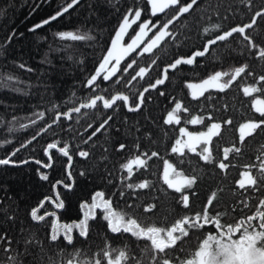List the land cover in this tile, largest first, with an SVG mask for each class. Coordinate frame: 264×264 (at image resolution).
<instances>
[{"label":"trees","instance_id":"obj_1","mask_svg":"<svg viewBox=\"0 0 264 264\" xmlns=\"http://www.w3.org/2000/svg\"><path fill=\"white\" fill-rule=\"evenodd\" d=\"M67 2L0 0V158L15 161L0 165V264H187L208 234L263 223L264 0L168 4L162 33L107 80L96 68L147 0H80L29 31ZM182 126L213 127L206 155L174 146Z\"/></svg>","mask_w":264,"mask_h":264},{"label":"rangeland","instance_id":"obj_2","mask_svg":"<svg viewBox=\"0 0 264 264\" xmlns=\"http://www.w3.org/2000/svg\"><path fill=\"white\" fill-rule=\"evenodd\" d=\"M123 26L124 23H121L120 29ZM116 33L118 38H116L112 47H116L119 43L120 36L118 34L121 32L116 31ZM131 41L129 42L130 46H132ZM227 78V74L218 72L209 81L223 84L226 83ZM247 130L248 125L244 124L241 132ZM212 132V126L205 130H188L186 126H182L174 146L177 149L187 148L206 155L208 140ZM161 176L166 184L178 190H183L190 182L188 176L175 171L168 161L163 164ZM253 226L251 228L243 226L237 233L208 234L187 264H264V222L258 226Z\"/></svg>","mask_w":264,"mask_h":264},{"label":"flooded vegetation","instance_id":"obj_3","mask_svg":"<svg viewBox=\"0 0 264 264\" xmlns=\"http://www.w3.org/2000/svg\"><path fill=\"white\" fill-rule=\"evenodd\" d=\"M183 0H161L163 5V9L160 8V4L157 7H153V11L151 12L149 8V12L151 16L147 18L134 16L133 20L127 25V29L125 33L120 37L119 43L116 47H111L109 51V55L107 58L99 65V73L102 75L101 77L104 79L113 78L119 73V70L124 66L126 62L130 59L131 53H136L144 50L148 44V41L157 39L156 35L162 33V28L159 23L160 21H154L155 16H159L165 11V7L168 4L172 5V7L180 8L182 4L180 3ZM149 7V5H148ZM158 32V33H157ZM133 40V41H131ZM132 42V46L129 45V42ZM130 61L128 64H131ZM119 78V77H116ZM104 79V80H105ZM210 79H206L205 85L206 87H213L214 83L209 81ZM210 82V83H209ZM221 85V84H219ZM199 89L197 86H191V93L196 95Z\"/></svg>","mask_w":264,"mask_h":264},{"label":"snow or ice","instance_id":"obj_4","mask_svg":"<svg viewBox=\"0 0 264 264\" xmlns=\"http://www.w3.org/2000/svg\"><path fill=\"white\" fill-rule=\"evenodd\" d=\"M197 2H199V0H197ZM80 3V0H70V2H67L66 3V6H62L61 9L57 12H55L54 15L50 16L48 19H45L43 20L41 23H37L34 25L33 28H30L29 31H35L36 29H39V28H42L44 25H48L49 23H51L52 21H55L57 20L59 17L63 16L64 14L68 13L70 10L74 9L78 4ZM250 7V5H249ZM0 15H3V12L0 11ZM259 16H264V12H261V13H257V18H259ZM216 30H219V26L217 25L216 26ZM56 35L58 37H60L61 39H71V40H78V41H88V40H93L94 37H92L91 35L85 33V34H79V33H73V32H70V31H61V32H58L56 33ZM69 59H71V57H69ZM43 62H47V63H51V61H42ZM81 63H83V61H81ZM21 68L24 67L23 64L20 65ZM29 71H31V69H28ZM7 80L8 81H14L15 78L12 77V76H8L7 77ZM90 86V84H89ZM15 91H22V89L20 88H16ZM26 94V93H25ZM129 110H132V109H129ZM38 115L43 118L44 117V113L41 112V113H38ZM209 119H211V117L209 116L208 117ZM13 119H16V117H13ZM59 119H61V117H57L56 119V123L59 121ZM111 119V118H109ZM30 123L34 124L36 123V121H30ZM167 123V121H166ZM230 123V121H229ZM21 127H26V125H21ZM49 127H53V125H49ZM139 130V129H138ZM44 132H41L39 135L33 137L32 139L35 140L37 139L38 136H40L41 134H43ZM96 133H94L95 135ZM60 143V141H57V146L58 144ZM127 145H122L120 146L117 150H123L124 147H126ZM67 147V146H66ZM52 150V149H47L45 150V155H48L49 154V151ZM61 151H63V149H61ZM13 155H15V153H13ZM84 155V158H86V154H83ZM10 163L14 164L15 161H13L11 159V157L7 158V159H2L0 158V165H9ZM21 163H26L25 161H22ZM37 164H40L41 162L39 160L36 161ZM45 167H49V165H44ZM83 175V173H81ZM40 178L42 180H47L48 179V176L46 174H41ZM55 187V186H54ZM65 187L67 188H71V185H65ZM85 206V204L82 203L81 207L83 208ZM57 208H63L64 205H63V202H60L58 205H56ZM36 209H33L32 210V218L35 220L36 219ZM41 219H43V217H41ZM59 229L60 231H64L65 230V225L61 224L59 226ZM53 239H56L55 237ZM68 242H71L70 240Z\"/></svg>","mask_w":264,"mask_h":264},{"label":"water","instance_id":"obj_5","mask_svg":"<svg viewBox=\"0 0 264 264\" xmlns=\"http://www.w3.org/2000/svg\"><path fill=\"white\" fill-rule=\"evenodd\" d=\"M147 3L149 5V8L151 10V12H154L153 11V7H157L161 2V0H147ZM163 5L160 4V8L163 9ZM222 38V37H221ZM216 38H213L207 42H205L204 46L202 49L200 50H195L192 54H191V57H194V56H201L203 55L206 51H207V48L208 46L213 43L215 41ZM109 55V50H107V52L105 53V55L103 56L102 58V61L99 63V65L107 58V56ZM99 65L97 66L96 68V71H99ZM206 86V85H205Z\"/></svg>","mask_w":264,"mask_h":264}]
</instances>
